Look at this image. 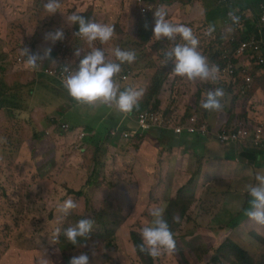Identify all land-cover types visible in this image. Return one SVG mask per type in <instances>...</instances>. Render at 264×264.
<instances>
[{
    "label": "rangeland",
    "instance_id": "1",
    "mask_svg": "<svg viewBox=\"0 0 264 264\" xmlns=\"http://www.w3.org/2000/svg\"><path fill=\"white\" fill-rule=\"evenodd\" d=\"M45 2L0 0V264H38L45 250L53 264H69L73 256L82 252L89 256L90 264H141L143 261L133 243L134 236L150 225L149 212L154 205L165 208L164 217L168 213L180 218L174 235L176 251L163 253L156 258V264H235V259L240 258L233 249L232 255L217 251L228 241L229 246L236 242L241 244L240 247L249 249L259 262H263L264 228L245 221L230 239H222V232L241 209H218L221 207L218 202L210 205L209 197L217 196L223 189L213 188L216 183L213 177L205 180L206 163H202L206 171L195 198L190 201L183 195L176 198L178 190L190 186V178L198 171L194 162L188 169L183 160L179 165L174 155L160 156L155 143H149L148 149L142 152L143 142L136 139L122 144L112 142V131L123 117L120 113L107 106L79 105L57 81L39 73L65 60L68 52L58 51L59 45L61 49L65 47L63 43L81 46L73 33L78 24L68 22V16L77 9L89 10L92 22L114 25V38L108 44L97 41L94 45L112 61H115L113 51L116 47L133 50L128 45L131 40L127 31L151 27L154 34L155 15L143 17L135 0H97L88 9L80 0H60L59 12L48 16L44 10ZM198 3L200 0H193L191 4L183 2L175 9L167 5L162 10L173 24H184L193 30L200 41L198 50L214 64L210 55L221 41L219 34L230 24L219 21L213 36L205 35L206 14L199 19L194 11ZM58 29L63 30L65 38L54 46L46 43L45 35ZM235 34V29L227 34L228 40ZM177 42H180L179 38ZM152 44L148 57L136 59L131 64L133 77L120 83L121 90L129 87L144 89L141 109L144 103L147 104L156 79L162 77L165 79L159 95L162 110L175 109L182 113L191 108V115L195 110L202 114L201 101L197 103L196 99L198 92L204 99V89L215 90L219 84L224 87L226 75L220 73L217 82L195 83L175 76L172 74L174 62H166L164 55L173 46L171 42L161 39L157 45ZM47 47L52 48L51 58L45 59L38 70L26 66L23 48L43 56ZM86 47L91 50L87 44ZM70 55H74L72 51ZM53 60L56 63L53 64ZM259 87L264 90V78L257 80L251 96L262 93ZM232 96L225 94L221 101L225 111L228 106L236 114L245 97L236 91ZM6 97L10 104L3 109L1 102ZM154 103L155 100L148 109L151 110ZM85 118L97 134L84 142L89 148L83 146L79 130L70 133L62 129L63 125L85 128ZM262 118L264 120V114ZM216 123L217 133L220 128L219 122ZM250 134L260 138L258 130L250 131ZM237 147L232 146L236 151ZM231 150L216 137L209 154L215 161H220ZM256 169L264 171V168ZM80 191L84 195L79 196ZM69 197L78 207L65 216L59 208ZM95 212H98L96 223ZM80 219L94 221L86 247L71 245L63 235L66 228ZM57 229H60V236L53 243ZM97 240L100 244H96ZM110 242L112 246L108 245Z\"/></svg>",
    "mask_w": 264,
    "mask_h": 264
},
{
    "label": "clouds",
    "instance_id": "2",
    "mask_svg": "<svg viewBox=\"0 0 264 264\" xmlns=\"http://www.w3.org/2000/svg\"><path fill=\"white\" fill-rule=\"evenodd\" d=\"M80 1L85 3L86 9L97 2L94 0ZM135 1L141 7L143 17L146 18L152 14L155 15V27L153 29L154 34L151 31V27H148V30L142 29L141 31L138 29V31H127L131 40L128 45L132 46L133 50H122L116 47L113 51L115 61L108 59L105 52L94 45L97 41L102 45L108 44L115 36L114 25L110 23L99 24L92 22V13L89 10L79 11L77 9L76 12L68 16V22L71 25L78 24L74 28L79 27V31H74L73 33L81 46H72L63 43L65 47L61 49L59 45L57 48L58 51L68 52L65 60H61L58 65L41 70L39 73H44L42 76H45L47 79L57 81L79 105L91 108L107 106L114 108L116 112L120 113L124 117V120L112 131V138L110 140L114 143H117V141H120V144L128 143L132 142L133 139L141 142L140 138L144 139L148 134L155 131H173L177 136L187 134L193 137L200 136L208 140H214L216 137L219 139V136L225 133L237 134L241 130H247L249 132H254L258 129L264 130V122L245 119L246 115L240 116L241 118L234 121L229 119L228 117L233 115L232 111L228 106H226L227 111H225V104L221 101L225 94L227 97L230 96L232 98V92L236 91L245 97V100L241 102V106H246L253 92V88L257 85V80L264 78V74H261L264 73V68L262 67L264 64V0H200V3H208V7L215 13L217 24L219 21L224 22V25L230 24L225 28V32L222 31L219 34L221 41L217 42L218 47L210 55L211 61L214 64H210L207 57L198 50L200 41L190 27L184 24H173L166 19L167 13L162 9L167 8V5L171 8L177 2L183 3L184 0H163L164 2L161 0ZM60 8V0H46L44 3V10L48 16L56 14ZM84 15L88 16L87 21L83 18ZM246 18L251 20L252 28L255 31H259L261 40L253 39L250 42L242 43L235 54V57L239 60V64L226 66L222 60V55L231 49L237 40L240 32L244 28V20ZM210 21L211 19L206 14L208 26L204 30V34L207 36H213L216 32V26L209 24ZM234 29L237 34L228 40L227 34L232 33ZM64 38L62 29L45 35L46 43L50 42L53 46L57 41H62ZM178 38L180 42H177ZM153 39L156 42H152ZM161 39H166L173 45L165 51L164 55L166 62H174L175 67L172 74L175 76L195 83L197 81L217 82L220 78V73L226 75L224 87H220L221 84H219L215 90L207 91V89H204L206 92L204 93V99H202V95H199L198 92L196 99L197 103L201 101L200 106L204 109L202 114H199L195 110L194 114L191 115V108H186L182 113L175 112V109L172 111L167 109L162 110L161 105L156 109L152 107L151 110L148 109L150 105L147 108L148 110L140 111V101L145 94V90L132 87L126 88L123 91L121 90L120 83L128 82L133 77V72L130 70L131 64L136 59L148 57L150 48L153 46L152 43L157 45ZM254 42L260 46V50H256L255 45L252 46ZM86 44L91 48L90 51H88ZM244 44H249L250 46L243 53H240L239 51ZM71 51L74 54L73 56L70 55ZM43 52L44 54L41 56L39 53L32 54L28 48H23L22 54L26 57V66L34 71L38 70L45 59L51 58L52 48L47 47ZM213 55L219 56L218 60L220 63L213 61ZM52 63L54 64L56 61L53 60ZM231 67L234 73H231ZM259 90L261 92L264 91L262 87H259ZM159 95L156 96L157 99H155L156 97L154 98L155 101H160ZM144 105L146 104L144 103ZM148 112H158L164 116L172 117L176 120L177 124L171 129H153L143 132L139 129V117ZM132 114H134V117ZM192 119H196L197 123L193 124ZM83 122L86 124L85 128L75 129L73 126L63 125L62 129L70 133L79 130L80 134H82L81 141L83 142V146L89 148L90 146L84 145V142L88 137H97V134H93L95 131L88 125L86 118ZM214 122L215 124H213ZM216 122H219L220 128L217 133L215 132L216 127H214ZM253 124H257L256 127ZM188 125L206 127L209 130V135L203 136L199 133L190 134L188 131H185L183 134L176 133L175 128L179 126L187 127ZM86 128L93 130V133H88ZM126 134H129L130 137L125 138ZM83 135L85 136L83 137ZM221 143L225 146L238 145L243 149L264 150V146L258 147L251 140ZM262 161H264L263 158L258 159V163L262 164ZM252 167L256 168L254 164ZM255 170L258 171V169ZM255 180L257 181L255 185L248 184L246 186L248 195L250 196V207L246 210L242 209L234 219L243 211L247 218L237 228H232L228 224L227 229L221 234L223 240L230 239L234 235L235 230H238L245 221H251L254 226L264 228V171L257 172ZM77 207L78 204L69 197L63 201L59 211L67 216ZM149 214L152 220L149 226L141 229L142 243L138 245V249L141 253L149 255L155 260L165 252L173 253L176 251V241L174 239L176 232L173 235L168 222L164 219V207L154 205L150 209ZM173 219L177 223L180 220L179 216H174ZM94 221L96 223L97 219H94ZM94 221L80 219L75 225L66 228L63 235L71 245L75 247H86V242L92 236ZM252 235L255 236L254 233ZM55 236L56 240L52 241L53 243L58 241L60 229L56 230ZM100 239L103 240V238ZM82 241L85 243L82 244ZM96 244H100V242L97 240ZM246 250L250 251L249 249ZM251 254L255 256L252 252ZM255 257L258 258L257 256ZM38 264H53V261L47 258L46 250L41 253ZM69 264H90L89 256L82 252L78 256H73Z\"/></svg>",
    "mask_w": 264,
    "mask_h": 264
},
{
    "label": "crops",
    "instance_id": "3",
    "mask_svg": "<svg viewBox=\"0 0 264 264\" xmlns=\"http://www.w3.org/2000/svg\"><path fill=\"white\" fill-rule=\"evenodd\" d=\"M181 4L183 3L177 2L171 8L175 9ZM207 4L208 3H198V5L194 7V11L199 19L205 17L206 7H208ZM152 42H156V40L153 39ZM252 105H254V107H252ZM263 114L264 91L262 93L259 92L252 95L246 103V106H241V109L238 110L236 114H233L228 118L234 121L241 118L240 116L246 115L245 119L255 120L256 122H264L262 118ZM123 120L124 118H121L118 121L117 127L123 122ZM213 124H215V122ZM93 134L96 133L94 132ZM140 140L143 142L142 152L148 149L149 143H155L158 145L160 156H163L165 153L174 155L177 157H175L176 159L174 160L178 161L179 165L181 160H183L184 166H187L188 169L192 166L193 162L195 163L198 171L190 178V186L185 185L182 190H178L176 198L183 195L184 199L189 201L193 200L199 184L205 175V171L207 170L208 174L205 176V180H209L211 176L216 181L213 188L219 190H221V188L223 189L217 196L209 197V203L211 206L215 202H218L221 205L218 209L242 210L246 209L248 206L250 196L248 195L246 186L248 184L255 185L257 183L255 175L258 171L255 170L256 168L252 167L253 164L250 162L245 149L242 147L233 145L238 146L236 151L232 148V146H230L232 150L228 151L227 154H225V157L220 161H215L209 154L210 145H212L214 141L213 139L203 140L200 136L193 137L187 134L184 136H177L173 131H155L148 134L144 139L140 138ZM199 140H202V149H197ZM202 163L207 164L206 170H204ZM262 163H264V161H262ZM156 180L157 177H155V181ZM229 187H231V189L227 193V189ZM152 188L153 187H151V189Z\"/></svg>",
    "mask_w": 264,
    "mask_h": 264
},
{
    "label": "trees",
    "instance_id": "4",
    "mask_svg": "<svg viewBox=\"0 0 264 264\" xmlns=\"http://www.w3.org/2000/svg\"><path fill=\"white\" fill-rule=\"evenodd\" d=\"M193 0H184L183 2H185L186 4H191ZM206 14L207 17H209L211 19V21L209 22V24H214L216 26L217 29V19L215 17V13L209 8L206 7ZM83 18L87 21L88 16L84 15ZM75 31L78 32L79 31V27L75 28ZM253 39L256 40H261V36L259 35V31H255L252 28V24H251V20L249 18H246L244 20V28L242 29V31L240 32L237 40L234 42L233 46L231 47V49H229L225 54L222 55V60L225 63L226 66H229L230 64H234V65H238L239 64V60L235 57V54L237 52V50L240 48L242 43H246V42H250ZM217 55H213V61L214 62H219ZM222 64V63H221ZM262 67L264 68V64L262 65ZM45 77V76H42ZM159 80H157V82L155 83V86L153 88V92L151 94V96L149 97L147 104L144 105L140 111H143L145 109H147L150 105H152L154 98L156 96H158L162 90H163V86H164V80L159 77ZM3 103V109L7 108L8 105L10 104V100L6 97L4 99V102H1V105ZM161 105V102L159 100H156L154 103L153 108H159ZM91 126V124H88ZM74 127V126H73ZM86 131L88 133H93V130L86 128ZM201 139L206 140V138L201 137ZM203 148V144H202V140L198 141L197 144V149H202ZM254 151V152H253ZM245 152L250 160V162L252 164L255 165L256 168H264V163L260 164L258 163V159L259 158H263L264 159V150H257V149H245ZM91 185V184H89ZM79 196L84 195L83 191L78 192ZM250 203V202H249ZM250 207V204H248V206L246 207V209H248ZM244 209V210H246ZM98 216V212L94 213V219H97ZM173 214H168L166 213L164 219L168 222L169 227L173 233V235L176 232V226L178 225L177 222L174 221L173 219ZM247 218L244 215V211L236 218L234 219L231 223H229V225L232 228H237L242 221ZM100 238H103L101 235H98ZM90 241V240H88ZM81 243H85L84 241H82ZM137 254L139 255V257L142 259L144 264H156V259L154 260L151 256L145 254V253H141L138 249V245H140L142 243V237L141 234L139 233V235H135L134 236V241H133ZM229 241L225 242L224 244H222L219 248H218V253L222 254V253H226L229 252L230 255H232L231 250L233 249V252L240 258V260L235 259V264H264L263 262H259V258H256L255 256H253L251 253H248V250H245L244 248L240 247L241 245L234 243V245L229 246ZM108 245L112 246V243L110 242ZM0 262H1V255H0Z\"/></svg>",
    "mask_w": 264,
    "mask_h": 264
},
{
    "label": "built area",
    "instance_id": "5",
    "mask_svg": "<svg viewBox=\"0 0 264 264\" xmlns=\"http://www.w3.org/2000/svg\"><path fill=\"white\" fill-rule=\"evenodd\" d=\"M255 45L256 50H260V46L257 45L255 42L252 43V46ZM249 44H244L242 49L239 51L240 53H243L246 48H248ZM231 73H234V70L231 67ZM127 79V78H125ZM192 123L196 124L197 120L192 119ZM177 124L176 120L172 117L164 116L161 113L158 112H148L145 114H142L139 117V129L143 132L150 131L153 129H171L174 128ZM175 131L177 134H183L185 131H188L190 134H201L203 136L209 135V130L206 127L201 126H195V125H188L187 127L179 126L175 128ZM258 133L260 134V138H255L253 135L250 134L247 130H241L237 134H223L219 136V139L223 143H229V142H243L247 140H251L256 146H264V130L258 129ZM85 135H83L84 137ZM130 135L126 134L125 138H129Z\"/></svg>",
    "mask_w": 264,
    "mask_h": 264
}]
</instances>
